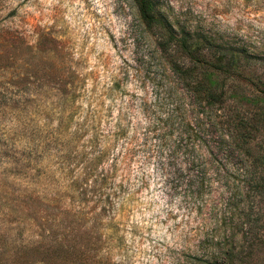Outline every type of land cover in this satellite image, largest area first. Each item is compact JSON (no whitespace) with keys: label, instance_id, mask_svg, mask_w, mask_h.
<instances>
[{"label":"rangeland","instance_id":"1","mask_svg":"<svg viewBox=\"0 0 264 264\" xmlns=\"http://www.w3.org/2000/svg\"><path fill=\"white\" fill-rule=\"evenodd\" d=\"M160 1L254 54L240 76L219 75L247 135L241 196L215 184L203 213L168 215L177 207L153 177L135 191L133 164L102 189L123 181L117 194L94 201L86 173L101 152H117L110 130L119 119L145 124L144 103L166 96L159 29L134 0H0V264H62L45 245L69 233L88 235L102 264H189L182 251L228 250L234 240V264H264V0ZM246 156L261 191L246 192ZM240 218L241 233H231Z\"/></svg>","mask_w":264,"mask_h":264},{"label":"trees","instance_id":"2","mask_svg":"<svg viewBox=\"0 0 264 264\" xmlns=\"http://www.w3.org/2000/svg\"><path fill=\"white\" fill-rule=\"evenodd\" d=\"M134 2L147 27L159 29V33H154L168 65V81L163 83L166 96L155 103H144L145 124L130 125L120 119L115 123L108 137H112V149L117 152L112 158L107 151L100 153L86 173V180L92 183L85 193L93 191L96 202L108 201L120 191L123 181L106 196L102 189L114 183L120 170L130 171L135 164L138 176L142 174L135 191L147 187L153 177L154 186L165 201L177 207L168 215L176 212L188 217L203 213L215 184L241 196V140H246L247 135L241 131V116L230 114L234 111L230 102L233 95L219 82V75L237 77L242 69H251L257 63L245 46L212 34L180 12L169 11L160 0ZM204 71L198 77V72ZM258 82L264 84L262 80ZM261 97L264 100V95ZM226 116L232 118V125ZM243 160L246 192L261 191L262 183L247 163L248 157ZM231 233H241V218ZM55 242H39L62 253L61 261L55 257L54 263L102 264L90 256L93 241L88 235L69 233ZM235 244L234 240L228 250L182 253L189 264H234L235 256H240Z\"/></svg>","mask_w":264,"mask_h":264}]
</instances>
